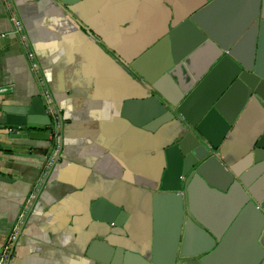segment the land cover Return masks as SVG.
<instances>
[{"label":"crops","instance_id":"crops-1","mask_svg":"<svg viewBox=\"0 0 264 264\" xmlns=\"http://www.w3.org/2000/svg\"><path fill=\"white\" fill-rule=\"evenodd\" d=\"M252 1L223 0L201 21L219 38L232 35ZM12 2L15 10L10 0H0V87L11 86L14 93L0 94V103L13 102L21 94L51 92L64 119L63 146L35 200L58 148V129L40 168L15 161L21 157L7 152L2 146L7 141L0 136V175L14 179L0 180V252L9 253L21 230L7 264H95L83 251L94 225L88 206L100 195L130 212L124 229L136 244L123 236L115 240L138 248L150 244L151 203L145 185L157 173L159 129L168 123L153 132L145 130L122 117V106L127 98L146 96L139 74L152 79L171 66L169 30L208 0H80L67 10L55 0ZM14 17L23 25L19 31ZM184 33L180 31L179 43L185 48ZM205 61L198 47L186 66L199 67ZM257 124L252 114L241 119L240 132L226 143L234 159L241 157ZM202 206L212 220L221 217L228 204L217 207L209 201ZM248 229V221H241L213 258L215 264L248 263ZM196 250L197 243L190 242L187 251ZM6 260L0 258V264ZM178 264L198 263L190 257Z\"/></svg>","mask_w":264,"mask_h":264},{"label":"water","instance_id":"water-1","mask_svg":"<svg viewBox=\"0 0 264 264\" xmlns=\"http://www.w3.org/2000/svg\"><path fill=\"white\" fill-rule=\"evenodd\" d=\"M55 1L67 10L80 0ZM221 1L208 0L169 30L171 66L152 79L139 74L146 96L123 102L122 117L135 126L153 132L168 123L159 129L157 173L145 185L150 192L152 239L140 248L115 240L123 236L134 243L124 229L130 212L100 195L88 206L94 225L83 251L95 264H178L190 257L198 264H215L213 258L227 246L241 221L249 223L247 264H264V8L262 0H253L239 28L219 38L201 19ZM182 30L185 48L179 43ZM198 47L204 50L205 63L187 67ZM33 57L41 71L35 53ZM10 89L0 87V94L14 93ZM47 95L21 94L13 102L0 103V136L7 141L2 146L21 157L14 159L19 163L42 167L52 147L51 135L59 131L58 148L35 200L63 146L62 112L52 93ZM250 114L258 124L247 134L241 157L234 159L226 143L240 132L241 119ZM38 141L48 145H37ZM0 180L14 179L0 175ZM209 201L217 207L227 202V210L210 220L202 209ZM112 227L123 232L115 233ZM190 242L197 243L198 250L188 252Z\"/></svg>","mask_w":264,"mask_h":264},{"label":"built area","instance_id":"built-area-1","mask_svg":"<svg viewBox=\"0 0 264 264\" xmlns=\"http://www.w3.org/2000/svg\"><path fill=\"white\" fill-rule=\"evenodd\" d=\"M14 23H15V28L17 31L21 30V25H20V22L19 20H17L15 17H14ZM30 55H32V53L29 52ZM46 97H48V95L46 94L45 95ZM48 99V98H47ZM55 133V132H54ZM49 158V157H48ZM53 156L51 157V159L49 160V166L51 164V160H52ZM48 160V159H47ZM8 254L6 252H0V258L4 259V258H7Z\"/></svg>","mask_w":264,"mask_h":264}]
</instances>
